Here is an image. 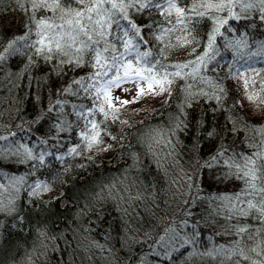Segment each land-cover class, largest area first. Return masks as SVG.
Wrapping results in <instances>:
<instances>
[{"label":"clouds","instance_id":"obj_1","mask_svg":"<svg viewBox=\"0 0 264 264\" xmlns=\"http://www.w3.org/2000/svg\"><path fill=\"white\" fill-rule=\"evenodd\" d=\"M15 3L23 28L0 21V264H264V227L239 223L264 220V0Z\"/></svg>","mask_w":264,"mask_h":264},{"label":"trees","instance_id":"obj_2","mask_svg":"<svg viewBox=\"0 0 264 264\" xmlns=\"http://www.w3.org/2000/svg\"><path fill=\"white\" fill-rule=\"evenodd\" d=\"M7 19L11 20V24L13 27L20 28V29L23 28V23L26 19V15L22 11H19V9L16 6L15 0H0V21L7 20ZM18 20H19V23H17ZM8 31L11 32L12 28H9ZM222 63H225V62H222ZM254 63H256L257 66H259V64L262 62H260L259 60H256V61H254ZM32 90L35 91V88L33 87ZM2 95H5V94L0 93V96H2ZM127 99H130V98H127ZM209 103H214V102H209ZM205 107H207V105H205ZM238 111L243 116V110L238 109ZM206 119L209 121V124L211 126V122L214 119L211 111H209L207 113ZM245 119H247V117H245ZM225 124L228 128H231V121H228L225 119ZM250 126L260 127L262 125L260 124L258 118L253 116L251 121H250ZM242 129H243V124L241 125V133H240L241 138H243V136H244V132L242 131ZM189 136H191V133H189ZM229 139H231V137H229ZM218 147H219V145L215 144V143L211 147H209V145L207 143H205L204 147L201 148V152L207 157L209 154H214ZM225 147L226 148L228 147L227 143H225ZM228 151L232 152V151H234V149L229 148ZM181 163H183V161H181ZM202 178L205 182L204 187L208 188L209 192H212V188L208 187V185L211 183V181L209 180V177H208V170L204 171ZM241 188H243V184L241 182H237L235 184V188L233 189V192L239 193ZM225 191H227V189H225ZM56 207H57V211H59V203L57 204ZM161 207H163V202H161ZM134 215L136 217H138L139 220L145 221V226H147V214L145 213L144 209L137 208L135 210ZM116 218L117 217L114 214L109 219H116ZM239 223L242 226H245L249 229V235L258 234L259 230L262 227H264V220L256 219L254 216H249L247 218L242 217L239 219ZM136 226L139 227L140 226L139 223H137ZM117 231L118 232L120 231V225L119 224H117ZM210 235H211L210 233L205 234L202 243L207 244L208 237ZM235 239H237V237H234V236L233 237H213V242L214 243L229 244L232 240H235ZM135 250L137 252H139L140 248H136Z\"/></svg>","mask_w":264,"mask_h":264},{"label":"snow or ice","instance_id":"obj_3","mask_svg":"<svg viewBox=\"0 0 264 264\" xmlns=\"http://www.w3.org/2000/svg\"><path fill=\"white\" fill-rule=\"evenodd\" d=\"M141 74V70L140 69H133V66L132 65H127L125 66V75H131V74ZM156 83H161L160 81H156ZM149 89L152 88V82H149V85H148ZM139 92L142 93L143 92V89H139ZM106 97H107V102H108V105L111 107L112 106V98H111V94L110 93H106ZM123 103H128L127 100H124ZM101 111H103V109H101ZM93 127H95V125H93ZM211 134V133H210ZM254 163V162H253ZM245 175H249L248 172L245 173ZM252 179H255L254 175L252 176Z\"/></svg>","mask_w":264,"mask_h":264},{"label":"rangeland","instance_id":"obj_4","mask_svg":"<svg viewBox=\"0 0 264 264\" xmlns=\"http://www.w3.org/2000/svg\"><path fill=\"white\" fill-rule=\"evenodd\" d=\"M117 94L120 95L119 91L117 92ZM123 98H124V99H127V98H131V97H130L129 95L125 94V95L123 96Z\"/></svg>","mask_w":264,"mask_h":264}]
</instances>
